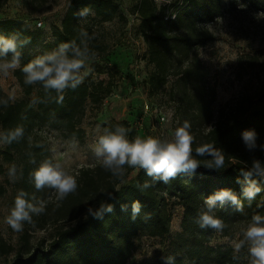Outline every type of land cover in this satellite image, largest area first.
Masks as SVG:
<instances>
[{"label": "trees", "instance_id": "16d2710c", "mask_svg": "<svg viewBox=\"0 0 264 264\" xmlns=\"http://www.w3.org/2000/svg\"><path fill=\"white\" fill-rule=\"evenodd\" d=\"M23 1L28 3V0ZM222 1L173 0L157 4L156 0H137L134 5L138 35L145 45L141 58L149 68L145 78L147 95L158 94L170 79H174L172 86L177 92L175 99L178 111L183 114L193 113V118H200L207 125L213 121L211 106L215 90L204 80L205 74L197 48L206 46L214 39L207 25L221 12ZM3 2L0 0V6ZM85 7L94 13L89 21L95 24H104L114 19L126 23V17L114 0H69L59 25L52 26L51 40L41 44L38 54H25L20 48L22 64L54 50L62 42L73 39L79 42L82 28L89 34L94 33L92 26L88 23L82 25L80 17L76 15ZM14 34H19L20 39L27 38L30 43L37 42L21 20L0 19V35L10 37ZM91 47L97 53L107 48L97 36L91 42ZM14 76L23 90L24 98L9 101L7 107L0 105V130L23 126L25 134L19 142L5 145L2 156L6 161H13L15 157L22 161V188L30 199L45 190L35 189L31 183V173L39 166L42 158L48 156L45 144L35 138L36 130L47 125L62 131L67 137H79V125L86 104H99L109 95L110 88L102 80L84 81L77 89L66 90L63 102L56 103L55 92L49 97L41 85H25L23 73L19 69L14 72ZM33 93V102H29L27 98ZM6 98L0 89V99ZM223 111L192 147L195 150L203 144H214L215 148L224 152V169H208L205 167L206 159L211 157H196L201 161V166L194 173L180 174L168 184L155 182L147 189L140 186L145 181H151V178L142 169H138L131 181L123 185L100 165L81 170L76 179V192L67 196L57 212L70 214L76 222L58 228L42 252L29 257L18 254L11 264H126L131 254L138 249L141 236L167 239L172 205L182 208L180 231L169 240L163 258L148 264H165L164 258L168 256L174 257V264H239V255L231 247L211 244V238L217 231L200 228L197 218L203 208V201L220 189L232 190L244 204L242 212L230 203L223 207L218 205L216 215L224 221V232L233 224H247L253 214L264 215V179L260 180L261 192L248 201L242 195L244 177L241 175L242 170L251 167L254 159L264 161V150L260 147L264 145V81L253 95H242L225 113ZM116 125L131 129L129 138L134 137L135 130L130 128L128 122H115L109 128ZM244 130L257 133L256 149L249 151L245 147L241 135ZM135 201L142 207L133 219L131 206ZM101 203L111 204L113 211L104 213L99 219L87 214L88 207L96 209ZM122 205L125 208L122 209ZM0 251V254L12 251V247L1 237Z\"/></svg>", "mask_w": 264, "mask_h": 264}, {"label": "rangeland", "instance_id": "374dc122", "mask_svg": "<svg viewBox=\"0 0 264 264\" xmlns=\"http://www.w3.org/2000/svg\"><path fill=\"white\" fill-rule=\"evenodd\" d=\"M68 1L28 0V3H24L23 0H4L0 6V19L21 20L25 29L37 41L27 43L22 50L25 54L36 55L41 50V44L51 40L52 26L59 25ZM114 1L119 4L126 23L114 19L104 24H95L89 21L93 15H89L86 20L80 18V23L90 24L99 41L107 46L104 52L98 53L94 61L89 62L90 71L84 81L102 80L110 88L109 95L99 104H86L79 125V137H67L62 131L47 125L35 132V138L48 149V156L42 158L40 163L45 159H53L61 163L76 179L81 170L100 165L93 156L91 145L104 127L125 121L135 130L134 137H171L175 128L188 120L196 141L220 116L221 110L225 113L244 94L253 95L264 81V15H261L264 14V0H223L221 12L207 25L214 39L206 46L197 48V55L205 74V82L215 90L211 106L213 121L208 125L200 118H193V113L183 114L178 111L175 99L177 92L172 86L174 79H170L158 94L147 95L145 78L149 68L141 58L145 45L138 35V19L134 13L137 0ZM171 1L173 0H156V3ZM37 22H41V25L38 26ZM0 89L6 97L14 95L15 99L11 102L24 98L14 72L7 77L0 76ZM33 99L34 93L27 98L29 102H33ZM161 116L164 121L160 120ZM73 140L77 142L75 149L71 145ZM4 150L5 145H0V237L12 247V251L0 254V264H11L18 254L29 257L42 252L58 228L73 225L76 219L70 214L57 213L63 201L57 206L54 190L45 188L33 196L46 201V212L33 216L34 223H25L23 231L12 230L5 223V217L13 207L17 192L23 190L22 161L19 157L6 161L2 156ZM12 165L17 168L18 178L15 183L8 177V170ZM137 170L127 167L124 181L119 184L129 183ZM170 211V234L167 239L141 236L138 249L131 254L126 264H148L159 262L163 258L169 240L180 231L182 208L172 205ZM246 226V223H236L227 232H216L211 238V244L231 247L239 255V264H249L247 246L239 252L234 247L242 238V230Z\"/></svg>", "mask_w": 264, "mask_h": 264}, {"label": "clouds", "instance_id": "9594fccd", "mask_svg": "<svg viewBox=\"0 0 264 264\" xmlns=\"http://www.w3.org/2000/svg\"><path fill=\"white\" fill-rule=\"evenodd\" d=\"M94 13L90 8H82L76 15L86 20ZM264 15V14H261ZM96 39V34L81 29L79 42L73 39L62 42L54 50L36 56L27 63L22 64L20 48L29 43L27 38L20 39L19 34L10 37L0 35V76L7 77L17 69L22 71L25 85H41L46 96L56 93L55 102L62 103L65 91L77 89L89 74V62L94 61L98 53L91 47V42ZM12 94L6 99H0V105L7 107L9 101L14 100ZM43 102V101H35ZM191 123L184 120L177 126L171 137H141L136 135L129 138L131 129L123 125L114 128L104 127L94 143L91 151L100 166L111 173L113 177L124 181L126 167L137 168L145 171L151 181H145L140 187L147 189L155 182L162 181L168 184L180 174L194 173L201 161L196 157H211L206 159L205 167L220 171L225 168V155L214 144H203L193 150L195 136L191 131ZM25 134L23 126L0 131V145H11L19 142ZM242 141L247 150L252 151L257 147V133L254 130H244ZM75 149L77 142H71ZM264 150V145H260ZM195 151V155L193 152ZM35 163V161H32ZM244 177L242 195L251 201L261 192L260 180L264 179V161L254 159L251 167L242 170ZM9 179L15 183L17 168L12 165L8 170ZM31 180L37 191L45 188L54 190L57 201H64L67 196L77 190L76 177L71 174L61 163L53 159H45L31 173ZM240 181H238L239 183ZM101 193L110 195L106 191ZM28 193L19 190L15 196L13 207L5 217V223L16 232L23 231L25 223L33 224V216H40L46 212L47 203L33 196L28 198ZM226 203L236 207L237 211L244 210L240 198L230 189H220L208 196L203 201V208L197 218L199 227L209 228L217 232L223 231L224 221L216 215L218 205L223 207ZM142 205L135 201L131 206L133 219L140 213ZM125 206L122 205V209ZM113 206L101 203L96 209L88 207L87 214L93 218H102L104 213H111ZM247 246L249 264H264V215L253 214L247 226L242 230V238L235 244V251L239 252ZM165 264H174V257H165Z\"/></svg>", "mask_w": 264, "mask_h": 264}, {"label": "built area", "instance_id": "2783aa9c", "mask_svg": "<svg viewBox=\"0 0 264 264\" xmlns=\"http://www.w3.org/2000/svg\"><path fill=\"white\" fill-rule=\"evenodd\" d=\"M171 18H174V16H171ZM37 25L40 26V25H41V22H37ZM160 120H161V121H164V117L161 116V117H160Z\"/></svg>", "mask_w": 264, "mask_h": 264}]
</instances>
